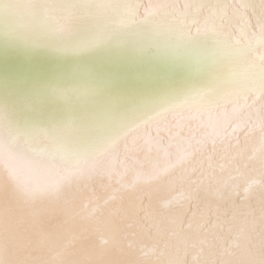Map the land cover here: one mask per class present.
Returning <instances> with one entry per match:
<instances>
[{
  "label": "bare ground",
  "instance_id": "obj_1",
  "mask_svg": "<svg viewBox=\"0 0 264 264\" xmlns=\"http://www.w3.org/2000/svg\"><path fill=\"white\" fill-rule=\"evenodd\" d=\"M47 2L0 0V40L46 54L47 48L20 46L9 30L35 22L33 13L35 18H41L42 6ZM54 2L63 6L67 0ZM89 2L81 0L84 4ZM198 2L220 9L217 18L208 23L189 18L177 24L174 20L169 22L166 16L150 17L147 22L116 33L111 41L96 49L99 54L51 61L58 64L57 73L65 81L55 76L54 83L63 85L54 88L45 85L40 94L42 100L37 102L60 108L49 111L10 108V119L25 129L33 126L27 125L33 123L32 118L38 120L34 125L42 129H46L44 125L58 130L75 124L79 128L76 146L94 162V170L31 204L19 199L6 173L0 175L3 264L173 261L261 264L264 261V234L258 219L254 230L249 224L248 232L239 240L240 247L233 246L239 223L233 225L231 233L217 227L215 232L223 236L222 240L209 231L214 224L227 228L234 213L237 221L243 220L249 210H255L259 217L264 207V95L259 94L253 78L239 74L249 59L260 55L261 49L250 42L246 56L224 51L234 39H241L240 20L232 16L229 6L246 4L247 16L255 29L262 11L261 0ZM123 3L120 0L121 6ZM141 3L147 6L149 0ZM91 11L95 13V8ZM119 14V7L106 15L97 14L78 24L70 38L84 39ZM99 49L108 53L113 49L126 51L125 58L137 59L138 64L134 63L136 68L118 67L119 76L146 80L147 72L153 71L152 82L136 88H128L135 86L134 82L128 87L117 82L111 75L110 64L105 62L109 54L100 53ZM145 58L150 62L139 63ZM191 60L199 61L194 64ZM174 65L194 70L195 77L188 80L173 76ZM139 69L140 73L135 75L128 73ZM94 87L102 88L103 92L85 96L90 108L68 110L69 103L82 98L73 90ZM2 102L6 103L0 95ZM9 107L36 105L25 98ZM234 191L239 194L231 195ZM146 213L153 216L152 226L149 232L140 233L134 247L129 248V241L115 233L112 224L125 217L139 218L147 224L143 221ZM194 213L203 223L198 231L186 227ZM157 228L161 247L165 241L168 247L163 255L145 257L140 251V241L151 243L148 237H154ZM171 232L177 235L170 238ZM205 235L210 244L201 252L200 245L192 244Z\"/></svg>",
  "mask_w": 264,
  "mask_h": 264
},
{
  "label": "snow or ice",
  "instance_id": "obj_2",
  "mask_svg": "<svg viewBox=\"0 0 264 264\" xmlns=\"http://www.w3.org/2000/svg\"><path fill=\"white\" fill-rule=\"evenodd\" d=\"M262 11L257 20L255 29L247 16V5L241 3L239 6H229L232 16L238 17L240 24L238 31L241 39H234L224 49L226 54H237L246 56L250 42H254L261 49L260 55L254 59H249L241 69V74L253 78V83L257 85L260 95H264V0H261ZM35 7L29 5V8ZM95 8V13L91 11ZM120 8L117 18H109L106 22L98 26L88 37L80 40H73L76 26L86 23L95 15H106ZM143 8V15L140 10ZM43 16L35 18V22H29L23 26H14L9 30L14 41L20 46L31 48H47L58 54H82L104 46L112 40L113 36L141 21L147 22L150 17H169V22L176 21L183 24L186 19L194 18L198 21L208 23L217 18L220 9L209 6L198 0H149L147 6H143L141 0H90L88 4L81 3V0H67L63 5H57L54 0L42 6ZM258 81V83H257ZM17 83L23 80L17 79ZM5 89L8 88L9 81H3ZM22 96H17L21 100ZM10 108L7 103L0 104V175L7 174L17 196L25 204H31L37 200L53 195L64 183H71L74 178L83 176L93 171L94 162L91 161L75 143V136L79 128L75 124H68L50 133L46 129L38 126H31L25 129L17 126L9 117ZM249 191L248 189L245 190ZM239 193L234 191L231 195ZM244 199H247L245 196ZM86 208L87 205L85 204ZM251 217V220L248 218ZM202 219V217H201ZM259 220L261 233L264 234V207L260 209L257 217L255 210H249L244 214V219L237 221L234 213L228 227L223 228L221 224H214L209 230L217 239L222 240L223 236H218L215 232L217 227L231 233L233 225L239 223L240 228L234 238L233 246L240 247L239 240L248 232L251 224L253 230L256 221ZM153 216L145 214L141 219L123 218L118 224H112V230L122 235L128 240V247H134V241L140 233L149 232ZM175 223V221H173ZM189 230H199L203 223L193 214V219L186 226ZM176 232L169 233V237L176 236ZM160 230L157 228L154 237H148L151 243L140 241L141 253L147 256H155L157 253L163 255L164 249L168 247L167 242H163L161 247ZM107 243V241H105ZM208 236L193 242L192 246H209ZM3 264V261H0ZM170 264H176L175 261ZM264 264V261H261Z\"/></svg>",
  "mask_w": 264,
  "mask_h": 264
},
{
  "label": "water",
  "instance_id": "obj_3",
  "mask_svg": "<svg viewBox=\"0 0 264 264\" xmlns=\"http://www.w3.org/2000/svg\"><path fill=\"white\" fill-rule=\"evenodd\" d=\"M46 51H48L46 54H40L38 52H33V51H26L15 45H11V44L7 45L4 42V40H0V95L9 105H15L25 98L30 99L31 102L36 105V107H21V108L9 107V108H14V109L29 108V109H33L34 111H41V110L49 111L53 108H60V107H48L44 104V101L37 102L39 100H42L40 94L45 85H49V88H54V86L56 85H63L61 83L60 84L54 83L53 78L55 76L56 77L58 76L60 81H65L62 80L57 73L59 72L58 64L53 63L51 61L56 59H60L62 61H68L70 59H74L78 57H84V56L90 57L91 55L99 54V52L96 49L91 51L90 53H84L83 55H78V54L63 55V54L55 53L50 49H46ZM99 51L100 53L109 54V58L105 62L106 64H110L111 75L114 77V79L117 82L123 83L126 87H128L127 85H129V83L131 82L135 83V86L128 88H136L137 86L141 87L144 86L146 83L150 84L152 82L150 76H152L153 71L150 73L147 72L145 76L149 75L147 76L149 78L146 80H142L139 77H134L129 80H126L123 78L122 74L121 76H119V74L117 73L118 67L122 69H126L124 67L136 68L133 65L134 63L138 64V61H136L137 59L125 58L126 51H122L120 49H118L117 51L113 49L109 53L106 49H99ZM191 61L194 62V64H196L198 63L199 60L197 61L191 60ZM147 62L150 61L145 58L144 61H141L139 63H147ZM102 64H104V62ZM172 69L175 72L173 76H178L179 78L184 77L185 79L188 80L193 79L196 74L192 69L182 70V68L178 67L177 65L172 66ZM140 71H141L140 69L136 71L130 70L128 71V73L131 75H135L136 73H140ZM240 73L241 71L239 72V74ZM141 75H143V73ZM125 77L127 78V76ZM17 79L23 80V82L17 83L16 82ZM5 80L9 81V85L7 89H5L3 84V81ZM37 80L41 81L40 84H33L32 81H37ZM206 81L207 78L205 82ZM102 92H103L102 88H98V87L88 88L85 90H73L72 93L81 95L82 98L75 99V101L69 103L70 107L67 108L70 111H73L77 108H84V109L90 108L89 106L91 105V103H88V98H86L85 96H97ZM18 95L22 96L23 98L21 100H18L17 99ZM32 119H33V123L27 125L30 126V125H34L35 123H38V120H36L35 118ZM43 128H46L47 130H51V131H56L53 128L47 127L45 125Z\"/></svg>",
  "mask_w": 264,
  "mask_h": 264
}]
</instances>
